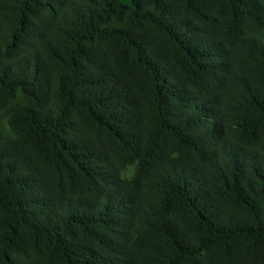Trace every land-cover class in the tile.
Returning a JSON list of instances; mask_svg holds the SVG:
<instances>
[{"label": "trees", "instance_id": "16d2710c", "mask_svg": "<svg viewBox=\"0 0 264 264\" xmlns=\"http://www.w3.org/2000/svg\"><path fill=\"white\" fill-rule=\"evenodd\" d=\"M0 264H264V0H0Z\"/></svg>", "mask_w": 264, "mask_h": 264}]
</instances>
